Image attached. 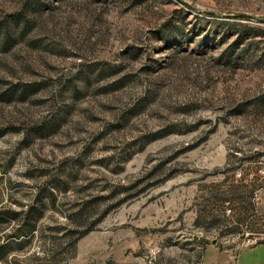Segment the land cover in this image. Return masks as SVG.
<instances>
[{
  "label": "rangeland",
  "instance_id": "1",
  "mask_svg": "<svg viewBox=\"0 0 264 264\" xmlns=\"http://www.w3.org/2000/svg\"><path fill=\"white\" fill-rule=\"evenodd\" d=\"M240 15L264 0H0V264H264Z\"/></svg>",
  "mask_w": 264,
  "mask_h": 264
},
{
  "label": "crops",
  "instance_id": "2",
  "mask_svg": "<svg viewBox=\"0 0 264 264\" xmlns=\"http://www.w3.org/2000/svg\"><path fill=\"white\" fill-rule=\"evenodd\" d=\"M255 231H253L252 233H254ZM240 236H242V234H235L233 237H236V239H234L235 241H237V240H239L240 239ZM242 239H244V237L242 238ZM245 240V239H244ZM212 250H213V248H212ZM178 251H186V250H184V249H181V248H178ZM214 251V250H213ZM225 251V253L226 254H222L220 257H219V260H220V262H221V264L222 263H224V264H240V253L242 252V250H241V252H239L238 253V255L236 256L237 257V262L232 258V260H229L228 259V250H224ZM206 258V257H205ZM205 258L203 257L202 259L203 260H205ZM206 261V260H205ZM213 262V261H212ZM211 262V263H212Z\"/></svg>",
  "mask_w": 264,
  "mask_h": 264
},
{
  "label": "water",
  "instance_id": "3",
  "mask_svg": "<svg viewBox=\"0 0 264 264\" xmlns=\"http://www.w3.org/2000/svg\"><path fill=\"white\" fill-rule=\"evenodd\" d=\"M240 16H246V15H240ZM246 17H248V18H254L255 20H257L258 22L260 21V22H262V21H264V19H258V18H255V17H253V16H251V15H248V16H246Z\"/></svg>",
  "mask_w": 264,
  "mask_h": 264
},
{
  "label": "trees",
  "instance_id": "4",
  "mask_svg": "<svg viewBox=\"0 0 264 264\" xmlns=\"http://www.w3.org/2000/svg\"><path fill=\"white\" fill-rule=\"evenodd\" d=\"M6 213H9L8 211H6ZM12 218H17L18 217V215H13V216H11ZM38 217V215L36 216V218ZM31 230H33L34 229V226L32 227V228H30ZM1 249V248H0Z\"/></svg>",
  "mask_w": 264,
  "mask_h": 264
},
{
  "label": "built area",
  "instance_id": "5",
  "mask_svg": "<svg viewBox=\"0 0 264 264\" xmlns=\"http://www.w3.org/2000/svg\"><path fill=\"white\" fill-rule=\"evenodd\" d=\"M249 241V240H248ZM149 253H152V254H154L155 253V250H154V248H149ZM150 261H151V259H150Z\"/></svg>",
  "mask_w": 264,
  "mask_h": 264
}]
</instances>
